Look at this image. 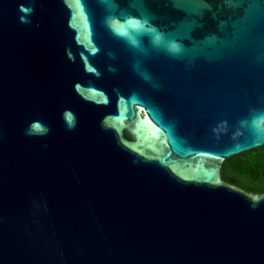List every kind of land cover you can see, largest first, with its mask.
<instances>
[{
	"label": "water",
	"instance_id": "obj_1",
	"mask_svg": "<svg viewBox=\"0 0 264 264\" xmlns=\"http://www.w3.org/2000/svg\"><path fill=\"white\" fill-rule=\"evenodd\" d=\"M264 0H0V264H264Z\"/></svg>",
	"mask_w": 264,
	"mask_h": 264
},
{
	"label": "trees",
	"instance_id": "obj_2",
	"mask_svg": "<svg viewBox=\"0 0 264 264\" xmlns=\"http://www.w3.org/2000/svg\"><path fill=\"white\" fill-rule=\"evenodd\" d=\"M220 178L246 193L264 194V147L223 161Z\"/></svg>",
	"mask_w": 264,
	"mask_h": 264
}]
</instances>
